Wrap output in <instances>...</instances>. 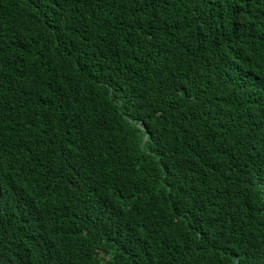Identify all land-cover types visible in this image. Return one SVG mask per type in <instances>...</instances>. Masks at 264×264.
<instances>
[{"label":"trees","instance_id":"1","mask_svg":"<svg viewBox=\"0 0 264 264\" xmlns=\"http://www.w3.org/2000/svg\"><path fill=\"white\" fill-rule=\"evenodd\" d=\"M0 264H264V0H0Z\"/></svg>","mask_w":264,"mask_h":264}]
</instances>
